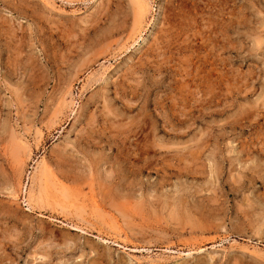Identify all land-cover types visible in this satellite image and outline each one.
<instances>
[{"label": "rangeland", "instance_id": "1", "mask_svg": "<svg viewBox=\"0 0 264 264\" xmlns=\"http://www.w3.org/2000/svg\"><path fill=\"white\" fill-rule=\"evenodd\" d=\"M0 264H264V0H0Z\"/></svg>", "mask_w": 264, "mask_h": 264}]
</instances>
